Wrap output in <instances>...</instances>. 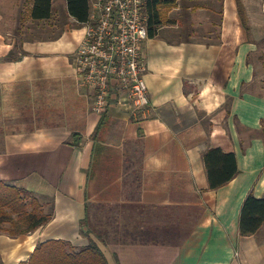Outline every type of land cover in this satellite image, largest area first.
Segmentation results:
<instances>
[{
  "label": "crops",
  "instance_id": "1",
  "mask_svg": "<svg viewBox=\"0 0 264 264\" xmlns=\"http://www.w3.org/2000/svg\"><path fill=\"white\" fill-rule=\"evenodd\" d=\"M17 1L11 19L0 10V180L53 212L29 234L0 232V264L48 240L84 247L86 227L102 232L89 235L109 264H264V224L239 235L244 199L264 195V84L236 1H178L143 43L148 106L131 113L112 99L102 114L76 76L84 29L66 0L48 20ZM210 148L233 153L238 170L216 190Z\"/></svg>",
  "mask_w": 264,
  "mask_h": 264
},
{
  "label": "trees",
  "instance_id": "2",
  "mask_svg": "<svg viewBox=\"0 0 264 264\" xmlns=\"http://www.w3.org/2000/svg\"><path fill=\"white\" fill-rule=\"evenodd\" d=\"M237 13L246 32V41L259 46V43L250 37V27L242 0H235ZM29 16L33 20H48L51 18L53 0H30ZM178 0H147L146 14L148 16V37L157 36L159 30L171 23L170 12L178 7ZM68 15L82 24L88 18V0H66ZM264 44V36L261 39ZM252 52L247 58L252 63ZM11 59V54L8 55ZM255 75V74H254ZM264 84V78L262 80ZM264 94V86H263ZM261 133H264V119L261 122ZM75 134L72 138L75 139ZM207 173L208 186L211 190L230 182L238 173L236 157L233 153H225L220 148H210L203 155ZM30 191L16 187L13 184L0 180V232L11 237L29 234L52 218L53 207L45 210L44 204ZM264 224V195L256 198L252 192L244 199L239 214V235L251 236L258 232ZM85 236L88 244L76 248L69 242L48 240L36 247L29 259L20 264H109V261L97 244L91 239L90 233L98 238L101 231H93L86 227Z\"/></svg>",
  "mask_w": 264,
  "mask_h": 264
},
{
  "label": "built area",
  "instance_id": "3",
  "mask_svg": "<svg viewBox=\"0 0 264 264\" xmlns=\"http://www.w3.org/2000/svg\"><path fill=\"white\" fill-rule=\"evenodd\" d=\"M83 37L73 53L79 84L93 94L92 111L114 99L127 111L148 106L143 43L148 37L147 0H88Z\"/></svg>",
  "mask_w": 264,
  "mask_h": 264
},
{
  "label": "rangeland",
  "instance_id": "4",
  "mask_svg": "<svg viewBox=\"0 0 264 264\" xmlns=\"http://www.w3.org/2000/svg\"><path fill=\"white\" fill-rule=\"evenodd\" d=\"M178 1L181 2V0H178ZM26 2L27 0L26 1L20 0V2L17 1L15 5L21 10H24V7H26L24 6ZM64 2L65 0H54L53 11H56V10L60 11V9H62L61 4L64 5ZM263 2L264 0H243L245 12H246L247 19H248V25L250 27V37L259 43L258 47L255 45L256 49L254 51L255 53L252 55L251 61L254 67L256 68L258 75H260L262 79L264 78V44H261V39L264 33V13L261 9V5ZM12 6H14L12 4V0H0V10H2L1 12H4L5 14L8 15L7 17L8 19H11L12 18L11 16H13V13L11 10ZM8 10H11V11L9 12ZM174 10L175 8L170 12L169 18L173 16L172 13ZM24 23L28 24L29 27L31 28L28 21L26 22L24 21ZM165 26H168V25H165ZM39 201L41 202L44 201L43 203L45 204V210L49 212L51 208L50 200H39Z\"/></svg>",
  "mask_w": 264,
  "mask_h": 264
}]
</instances>
